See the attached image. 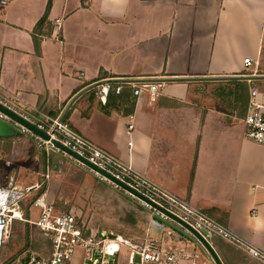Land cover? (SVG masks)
Here are the masks:
<instances>
[{
	"label": "crops",
	"instance_id": "crops-1",
	"mask_svg": "<svg viewBox=\"0 0 264 264\" xmlns=\"http://www.w3.org/2000/svg\"><path fill=\"white\" fill-rule=\"evenodd\" d=\"M48 1L10 0L1 7L0 95L35 115L57 117L96 83L180 78L156 82L158 96H134L132 115L120 113L114 100L104 104L95 86L65 118L97 146L202 207L247 247L264 253V146L246 137V114L228 94L235 80H183L264 74V0H53L37 30ZM247 57L251 66L244 63ZM254 81L264 92V79ZM37 148L33 172L49 174L41 190L47 200L59 212L74 213L87 235L117 234V264L131 263L140 240L162 236L136 198L91 170L97 183L86 185L87 166L64 152ZM52 172L67 179L56 187ZM211 241L226 264L262 263L220 236ZM192 252L177 264H202ZM86 255L79 247L73 264H83Z\"/></svg>",
	"mask_w": 264,
	"mask_h": 264
},
{
	"label": "built area",
	"instance_id": "built-area-1",
	"mask_svg": "<svg viewBox=\"0 0 264 264\" xmlns=\"http://www.w3.org/2000/svg\"><path fill=\"white\" fill-rule=\"evenodd\" d=\"M9 1L0 0V9L7 5ZM60 22L61 19H57L58 25ZM244 63L246 66H251L254 61L247 57ZM126 86L132 89L135 96H138L143 91H149L156 96L159 95L160 86L156 82L134 83L124 81L117 82L114 85L112 83L101 84L98 91L99 98L106 104L112 91L120 94ZM0 102L32 121L50 135V139H46L0 111L1 119L17 126L22 134L31 135L40 149L46 152H64L53 143V140L59 141L115 179L135 189L147 199L161 205L195 229L199 231L208 230L211 233V238L220 236L246 249L251 256L264 264L263 252L253 247H247L234 237L225 225L216 220L205 209L195 206L186 199L180 198L171 191L157 185L146 176L137 172L131 165L100 148L78 132L65 117L62 118L61 115L57 117L44 114L35 115L2 95H0ZM244 122L247 139L264 146V92L255 84L250 87ZM129 127L132 129L133 125L131 124ZM89 169L101 181L108 182L113 188L136 198L146 208L155 209L151 204L139 199L127 189L122 188L118 183L110 180L106 175L94 169ZM49 178V174L45 173L43 177H39L36 182L30 185L20 181H13L9 185H0V264H2L4 242L10 239L11 228L14 221L18 219L34 224L51 241L52 251L50 255L45 256L33 252L29 264H71L79 247H83L87 255L91 254L94 247H100L104 253L105 251L107 253L116 251L110 250V245H106V241L97 239V236H88L87 229L80 223L74 213L59 212L55 205L47 200L46 194L41 190ZM19 184L22 185L21 188H18ZM30 192L36 194L32 206L41 210L37 221L26 217L24 219L25 213L21 208V202L24 200L25 195ZM157 213L164 218L168 217L159 210H157ZM183 239L179 233L167 229L159 238L148 237L143 241L140 240V243L134 248L131 262L133 261L134 253L138 252L141 255V264H177L180 259L190 257V253L184 248L186 245L183 244Z\"/></svg>",
	"mask_w": 264,
	"mask_h": 264
},
{
	"label": "water",
	"instance_id": "water-1",
	"mask_svg": "<svg viewBox=\"0 0 264 264\" xmlns=\"http://www.w3.org/2000/svg\"><path fill=\"white\" fill-rule=\"evenodd\" d=\"M259 80L264 79V74H239V75H229V76H213V77H206V78H184L183 80ZM117 81H125L126 79H114ZM176 81L181 80L180 78H137V79H128L129 82H144V81H151V82H166V81ZM101 85L100 83H96L94 85L88 86L81 91H79L68 103L67 107L65 108L64 112L62 113L61 117H66L67 112L73 105V103L76 101V99L81 96L84 92L87 90ZM0 111L4 114L10 116L15 121L19 122L23 126L27 127L28 129L32 130L34 133L39 134L43 136L46 139H50V135L47 134L45 131L40 129L35 123L28 120L18 112L12 110L8 106L4 105L0 102ZM22 132L20 129L13 125L12 123H9L3 119L0 118V138H14L16 136L21 135ZM53 143L55 146L60 148L62 151H64L66 154L70 155L71 157L75 158L79 162H81L83 165L94 169L96 171H99L100 173L106 175L110 180L118 183L122 188L127 189L132 194H134L136 197H138L141 200H144L152 205L155 209H149L150 217L152 219V222L154 225L158 228V232L160 235H162L167 229H170L174 232H177L181 235L182 238L185 240L191 241V242H197L199 243L204 250L209 254L210 258L215 264H225L221 255L213 245L211 241V233L208 230H202L199 231L189 225L187 222L179 218L178 216L174 215L161 205L147 199L145 196H143L141 193L136 191L135 189L129 187L125 183L115 179L113 176L106 173L104 170L98 168L91 162H89L86 158L78 155L76 152L71 150L70 148L64 146L57 140H53ZM157 210H159L161 213H164L167 218H164L161 216V214L157 213ZM98 237L103 240H119V236L115 233H112L110 231H98ZM33 256V252L29 251L27 252L20 260L21 264H29ZM118 257L119 252L116 250L113 253H105L102 251L100 247H94L90 255H86V257L83 259V264H117L118 263ZM130 264H141V255L136 252L133 256V261Z\"/></svg>",
	"mask_w": 264,
	"mask_h": 264
},
{
	"label": "rangeland",
	"instance_id": "rangeland-1",
	"mask_svg": "<svg viewBox=\"0 0 264 264\" xmlns=\"http://www.w3.org/2000/svg\"><path fill=\"white\" fill-rule=\"evenodd\" d=\"M37 149V144L34 138L29 135L21 134L14 138H8L3 141L0 139V185H9L13 181L24 182L27 185L34 183L39 177H36V173L33 172L34 165L37 160H35V156L32 154V151ZM38 154L43 153L39 152ZM83 175L86 176L83 177L85 178L86 185L90 184L93 186L97 183V178L93 175L88 167L87 170H83ZM52 176L53 177H51L50 182H52L56 187H59V185H61L65 179H67L66 177H59L55 172H52ZM75 188H77L78 191V187L75 186ZM79 194L76 195L78 202L80 201L83 203L84 198H82V196ZM35 196V193H27L24 200L21 202V208L26 214H24V219L25 217H28L34 221H37L40 217L41 210L38 207L32 206ZM27 213L29 216H27ZM90 235L91 234L88 236ZM28 237L32 244L39 241V239L41 241L47 240L48 238L42 232H40L34 224L20 219L14 221L10 231V239L4 242L2 264H21V258L29 251L40 253L41 255L45 253L46 246L42 247L44 250L43 254L42 252L35 251L32 248H26ZM182 242L186 245L184 248L187 252L191 253L194 250L200 254L198 262L203 264L206 256V251L204 248L199 243H192L185 239H183ZM191 254L195 256L194 252ZM71 264H73V261ZM208 264L215 263L210 258Z\"/></svg>",
	"mask_w": 264,
	"mask_h": 264
},
{
	"label": "trees",
	"instance_id": "trees-1",
	"mask_svg": "<svg viewBox=\"0 0 264 264\" xmlns=\"http://www.w3.org/2000/svg\"><path fill=\"white\" fill-rule=\"evenodd\" d=\"M52 2H53V0L48 1L45 14L39 20L35 29H37V30L40 29L45 24V22L47 21L48 16H49V12H50L51 7H52ZM35 41H36V37H35ZM36 44H37V42H36ZM233 83L235 86L233 89H231L229 91L228 94L231 98H233L232 103L234 104V106L240 107V114L245 115L246 111H247L248 101H249L250 87L255 84V81L249 82L246 80H235V81H233ZM111 95L112 94H110L108 97L107 104H109L111 102V100H114L113 103L116 104L115 107L120 113H122L124 115L134 114L135 107H136V99L134 98L135 95L133 94V91L130 87H127V86L124 87V89L122 90V92L120 94H116L117 96L115 97V99H111ZM223 104H225V103H223ZM27 216H29L28 213H27ZM219 222H221V221H219ZM221 223L226 226L225 223H223V222H221ZM43 246H46L45 250L48 254H50V252L52 251L50 239L47 238V240H41V241L39 239V241L32 244L30 242L29 237L27 238L26 248H32L35 251L43 252L44 251L42 249ZM224 263H225V261H224Z\"/></svg>",
	"mask_w": 264,
	"mask_h": 264
},
{
	"label": "bare ground",
	"instance_id": "bare-ground-1",
	"mask_svg": "<svg viewBox=\"0 0 264 264\" xmlns=\"http://www.w3.org/2000/svg\"><path fill=\"white\" fill-rule=\"evenodd\" d=\"M22 186L21 185H18V188H21ZM19 191V190H18ZM122 240V239H121ZM112 242V241H111ZM120 249V246L118 244V242H115L113 240V242L110 244V250H118ZM119 251V250H118Z\"/></svg>",
	"mask_w": 264,
	"mask_h": 264
}]
</instances>
